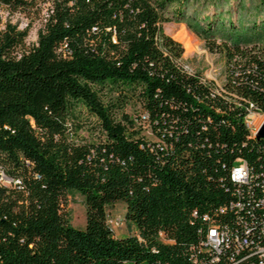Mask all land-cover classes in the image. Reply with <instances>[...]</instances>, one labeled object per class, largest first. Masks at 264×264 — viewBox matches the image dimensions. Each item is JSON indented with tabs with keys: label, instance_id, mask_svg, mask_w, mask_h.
Returning a JSON list of instances; mask_svg holds the SVG:
<instances>
[{
	"label": "trees",
	"instance_id": "trees-1",
	"mask_svg": "<svg viewBox=\"0 0 264 264\" xmlns=\"http://www.w3.org/2000/svg\"><path fill=\"white\" fill-rule=\"evenodd\" d=\"M45 1L26 50L17 52L26 31L0 19V264H256L246 248L210 260L198 245L210 222L242 235L264 214V138L244 121L249 109L264 113V46L249 48L243 31L264 25V0ZM30 4L0 0L10 11ZM169 22L222 53L220 87L179 66L182 49L161 29ZM103 87L135 96L154 140L129 117L114 120ZM77 107L104 139L71 138ZM237 157L245 183L229 176ZM67 190L82 196V228L60 210ZM115 201L135 234L115 236L106 223Z\"/></svg>",
	"mask_w": 264,
	"mask_h": 264
},
{
	"label": "rangeland",
	"instance_id": "rangeland-1",
	"mask_svg": "<svg viewBox=\"0 0 264 264\" xmlns=\"http://www.w3.org/2000/svg\"><path fill=\"white\" fill-rule=\"evenodd\" d=\"M29 1L31 2L30 5L25 9L17 11H10L0 6V19L2 23L8 21L10 24L15 25L17 30L26 31L23 45L17 49V52L26 50L35 44L36 34L41 29L49 9V3L45 0ZM251 4H257V1L251 0ZM255 16V9L251 8L249 14L244 16L245 23H248L249 18L256 19L254 18ZM231 19H235L234 15ZM263 26L257 25L254 28L249 26L244 27L243 31L247 32V37H253L249 43V48L252 44H255L256 47L264 46V30L261 29ZM161 29L164 34L180 45L182 54L178 63L185 72L195 73L198 76H202L203 79L211 81L217 87L221 86L225 78V64L222 53L209 51L205 42L190 32L184 23H163L161 24ZM97 94L103 105H109L108 107L115 121L127 125L123 118V115H125L131 119L134 125L131 129H137L143 137L154 140L145 120L141 121L137 118V114L140 112V106L134 95L127 93L124 96L116 90H110L109 87H103L101 90H97ZM263 119L264 114L262 113L249 111L246 114L245 120L252 134L257 131ZM67 125L68 133H70L74 141L94 142L104 139V134L98 127V121L83 107L74 109L73 114L67 120ZM2 182L6 183V180L4 179ZM60 210L67 216L68 223L71 226L75 228L83 227L84 207L82 204V196L77 191H66L61 201ZM123 212L124 206L120 201H115L105 207L106 215L111 220L118 222L117 226H113L115 236L123 237L126 234L136 233L133 225L130 226V229L127 228L123 220Z\"/></svg>",
	"mask_w": 264,
	"mask_h": 264
},
{
	"label": "built area",
	"instance_id": "built-area-1",
	"mask_svg": "<svg viewBox=\"0 0 264 264\" xmlns=\"http://www.w3.org/2000/svg\"><path fill=\"white\" fill-rule=\"evenodd\" d=\"M249 111L253 110L249 109L246 114ZM245 116L244 121L246 123ZM145 118L146 115L141 114V119L145 120ZM255 133L251 134L255 136ZM229 176L230 179L235 182L245 183L248 180L249 171L244 159L239 157L234 159L232 165L230 166ZM4 179L7 183L8 179L0 170V181H4ZM261 202L264 204V199H261ZM234 206H239V203H234ZM221 211H223V208H221ZM106 223L112 230L113 226H117L118 224V222L111 220L108 215L106 216ZM255 226L256 227L246 229L242 235H239L235 232H230L225 226H220L214 222H210L204 234L203 241L198 245V251L209 254L211 256L210 260H216L219 255L223 253L224 249L230 250L228 256L229 259H232L233 254L235 255L239 252V250L246 248L248 250V254H252L255 256L256 264H264V242L261 244L253 243L248 239V237L264 238V214L259 217V219L256 221ZM158 234L160 236L159 239L161 241H165V239L163 238V234L161 232H159ZM191 264H203V261L198 260L194 257L192 258Z\"/></svg>",
	"mask_w": 264,
	"mask_h": 264
},
{
	"label": "water",
	"instance_id": "water-1",
	"mask_svg": "<svg viewBox=\"0 0 264 264\" xmlns=\"http://www.w3.org/2000/svg\"><path fill=\"white\" fill-rule=\"evenodd\" d=\"M255 136L264 138V119L261 122L260 126L258 127V129L255 133Z\"/></svg>",
	"mask_w": 264,
	"mask_h": 264
}]
</instances>
